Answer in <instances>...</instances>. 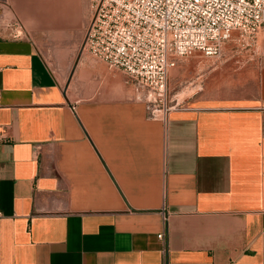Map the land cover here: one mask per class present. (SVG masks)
<instances>
[{"label":"crops","instance_id":"crops-1","mask_svg":"<svg viewBox=\"0 0 264 264\" xmlns=\"http://www.w3.org/2000/svg\"><path fill=\"white\" fill-rule=\"evenodd\" d=\"M88 8L0 0V264H264V36L179 61L153 117L123 70L89 53L63 83L41 52Z\"/></svg>","mask_w":264,"mask_h":264},{"label":"built area","instance_id":"built-area-1","mask_svg":"<svg viewBox=\"0 0 264 264\" xmlns=\"http://www.w3.org/2000/svg\"><path fill=\"white\" fill-rule=\"evenodd\" d=\"M90 8L84 50L127 73L153 117L179 106L168 81L181 58L217 57L226 41L250 44L264 30V0H90ZM163 216L167 223L166 209ZM158 237L165 241L166 232Z\"/></svg>","mask_w":264,"mask_h":264},{"label":"rangeland","instance_id":"rangeland-1","mask_svg":"<svg viewBox=\"0 0 264 264\" xmlns=\"http://www.w3.org/2000/svg\"><path fill=\"white\" fill-rule=\"evenodd\" d=\"M67 1V0H66ZM87 5L90 7V0H86ZM71 13L63 16V51H47V46L41 51L49 61H53L60 56L63 59V83H67L75 71H80L82 65L86 62L85 55L89 52L84 50V38L86 33V27L88 21L92 18L91 8H88V14L81 15ZM77 22L79 24L77 25ZM20 25V23H18ZM22 24V23H21ZM260 37L264 36V30L259 34ZM257 39V38H256ZM256 41V40H255ZM245 43L240 40H230L223 44L222 51H254L255 43ZM189 58H181L179 61L187 63ZM96 62V61H94ZM177 68H175L176 70ZM175 70H170L169 81H168V92L171 98L174 97L179 91L180 98L184 97L187 92L181 88L187 83H179L177 77H175ZM185 78H188L187 73H183ZM184 78V79H185ZM175 99V98H174Z\"/></svg>","mask_w":264,"mask_h":264}]
</instances>
